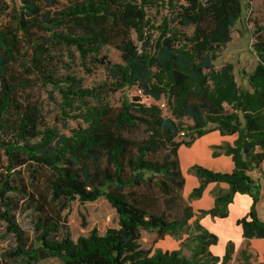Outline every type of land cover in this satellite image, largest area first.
<instances>
[{"label":"trees","instance_id":"trees-1","mask_svg":"<svg viewBox=\"0 0 264 264\" xmlns=\"http://www.w3.org/2000/svg\"><path fill=\"white\" fill-rule=\"evenodd\" d=\"M163 2L177 12L179 25L193 31L190 36H167L163 30L148 54L147 9ZM243 6L244 0H179L178 5L174 0H19L18 5L0 0V11H7L10 21L0 27V170L4 177L0 207L7 208L0 212V220L17 242L12 257L22 264H38L48 257L58 258L60 264H227L233 243L226 245L221 258L212 255L208 248L218 238L200 219L226 218L236 194L251 198L247 214L236 220L242 237L264 239V222L256 213L261 185L250 176L264 161V24L253 44L258 62L251 74L243 75L249 91L236 84L231 64L216 71L212 63L230 40ZM52 43L74 48L86 69L93 63L107 67L113 90L136 87L143 97L165 99L173 117L191 118L192 127L185 133L173 119L163 117L157 105H145L140 95L111 106L95 87L85 88L73 76L54 79L48 71ZM104 46H114L121 62H108L101 55ZM16 64L22 75L12 73ZM35 75L42 86L57 90L66 106L86 103L75 115L83 126L65 136L42 125L37 102L21 93ZM62 114L69 115L66 110ZM213 131L235 135L232 144L219 146L231 157L233 169L214 173L195 167L199 185L185 199L178 150ZM180 132L189 137L187 141L175 140ZM27 164L49 172L51 202L104 198L117 214V227L102 235L93 228L73 241L65 226L63 235L54 239L50 235L59 233L60 222L40 216L39 245L28 247L10 214L11 200L4 198L12 190L10 176ZM210 183L224 184L227 190L216 197L212 208L194 213L189 200L200 198ZM190 227L196 242L191 260L181 256L180 249L151 253L140 245L142 232L154 233L157 240L180 239ZM238 254L243 264L253 256L245 248Z\"/></svg>","mask_w":264,"mask_h":264},{"label":"rangeland","instance_id":"rangeland-1","mask_svg":"<svg viewBox=\"0 0 264 264\" xmlns=\"http://www.w3.org/2000/svg\"><path fill=\"white\" fill-rule=\"evenodd\" d=\"M174 1L178 5L179 0ZM14 2L17 5L19 4V0H14ZM176 13L175 10H170L164 2L147 9V17L151 25L149 32L151 34V41L146 47L148 54H152L154 43L163 30L167 31V36L170 33L186 36L192 34V27L186 28L179 25ZM9 24L7 11H0V27H5ZM263 24L264 0H244L241 16L231 27L230 40L218 50L217 58L212 62L216 71L220 70L227 63L231 64L235 82L242 90H250L249 85L243 79V75L251 74L258 62L253 44L256 42L257 34L262 33L258 28L262 27ZM131 37L140 48L141 45L136 40L134 33L131 34ZM51 49L52 60L48 64V71L54 79L62 80L68 75L73 76L81 81L83 87H95L100 93L102 101L111 106H119L123 100L131 99L138 95L136 87L113 90V81L107 67L93 63L88 64L91 67L90 69H86L85 65L80 62L74 48L52 43ZM101 55L110 63L121 62L120 53L114 46H104ZM11 71L14 74L22 75L20 65H12ZM209 84L211 85V82ZM21 93L29 95L32 101L37 102L42 115V125L54 129L58 134L69 136L73 129L83 126L81 120L75 118V115L80 113L82 106L86 103L75 102L70 106H66L57 90H54L51 86H42L36 75L29 77L28 88ZM87 102L90 105H94V102L91 100H87ZM142 102L147 106L157 105L161 110V115L165 118L173 119L185 133L193 125V121L189 117L175 119L166 100L163 98L155 101L151 97H142ZM223 107L225 110L230 111V107L225 103ZM62 110H66L69 114L68 117L62 114ZM209 126L213 127L212 124H209ZM188 138V136L180 132L175 140L187 141ZM222 142L219 134L210 132L202 137L195 138L190 145H182L179 148L180 169L185 178L183 189L185 199L199 185V180L194 173L195 167H202L214 173H230L232 171L233 162L231 157L219 147L222 145ZM229 164H232V166ZM250 176L261 182L262 201L259 206V213L263 217L264 167H262L261 173L258 171L250 172ZM48 178L49 172L46 169L38 168L33 164H27L25 167L17 168L14 174L10 176L9 185L12 190L4 194V198L11 200L8 202L11 209L10 214L14 215L18 227L24 232L28 247L39 245L37 238L40 232L36 231V223L40 216L51 217L60 222L61 230L59 233L50 235V238L54 239H59L63 235L65 226L67 227V235L73 241L79 236H87L93 228L97 230L98 234L102 235L108 228L117 227V214L104 198L87 203H80L78 201L67 204L51 202L47 192ZM3 180L4 177L0 170V181ZM210 184L220 185L217 183ZM208 185L205 186L200 198L189 200L193 211H195L194 213H196L198 208L200 210L207 208ZM214 192L220 194L223 191L218 187ZM214 192L212 191L211 194L213 195ZM244 208L245 200L239 199L235 200L232 207L228 209L229 215L227 218H211L207 215L200 219L210 232L217 235V244L212 246L213 255H218L216 252L222 253L225 245L229 241L233 242V253L227 264H243L238 254L241 248H245L247 253L253 255L248 264H261L263 261L262 256L254 255L250 244L249 246L245 243L240 244L239 231L235 227L234 219L242 217L247 213L246 211L241 216ZM6 210V207H0V212H5ZM193 219L189 221V224H192ZM179 238L174 239L167 236L163 240H157L154 233L142 232L140 245L143 249H150L151 253L156 250L173 251L180 249L181 256L191 260L192 251L196 244L192 228L190 227ZM16 246L17 242L14 235L7 230V223L4 220H0V264H22L21 259L12 257V252ZM252 246L260 255L264 253V239H254ZM219 256L221 257V255ZM38 264H60V260L48 257L39 261Z\"/></svg>","mask_w":264,"mask_h":264},{"label":"crops","instance_id":"crops-1","mask_svg":"<svg viewBox=\"0 0 264 264\" xmlns=\"http://www.w3.org/2000/svg\"><path fill=\"white\" fill-rule=\"evenodd\" d=\"M213 132H215V133H217V134H219L217 131H213ZM219 136L221 137V139H222V141L223 142H228V143H230V144H232V142H233V140L235 139V135H232V136H221L220 134H219ZM230 166H232V164H229ZM262 167H264V161H263V163H262V165L260 166V168L259 169H255V170H253L252 172H254V171H258L259 173H261V171H262ZM254 180H256V181H259L258 179H254ZM260 182V181H259ZM213 184H215V183H213ZM260 185H261V182H260ZM221 186V187H220ZM220 188V190H222L223 192L222 193H220V194H218L217 192V194L214 192V190L216 189V188ZM208 199H207V208H205V209H210V208H212L213 207V205H214V201H215V199H216V197L217 196H219V195H221V194H223L224 192H226V190H227V186L226 185H224V184H220V185H208ZM209 190H210V192H209ZM214 192L213 193V195L211 194V192ZM216 194V195H215ZM204 196H205V193H204ZM239 199H244L245 200V208L243 209V211H242V213H241V216L247 211H249V208H250V205H251V198L248 196V195H246V194H236L235 196H234V198H233V202L235 201V200H239ZM261 201H262V199H261V192H260V200H259V202L257 203V205H256V213H257V217H258V219L259 220H261V221H263L264 222V216L263 217H261L260 216V213H259V206H260V204H261ZM233 202L231 203V204H229L228 205V209H230L231 207H232V204H233ZM200 209L198 208V210L196 211V213L199 211ZM229 211V210H228ZM195 212V211H194ZM247 214V213H246ZM245 214V215H246ZM229 215V214H228ZM244 215V216H245ZM244 216H242V217H244ZM228 217V216H227ZM226 217V218H227ZM242 217H239V218H235L234 219V223H235V225H236V220L237 219H240V218H242ZM220 219V218H219ZM223 219H225V218H223ZM200 224L206 229V230H208L207 228H206V225H203L202 224V220H200ZM236 228H238V235H239V238H240V244L241 243H247L248 244V246H249V244H250V246H251V248H252V250L254 251V253H256L255 255L256 256H262V258H263V255H264V253L262 254V255H260V253L252 246V242L254 241V239L255 238H253V239H250V240H245L243 237H242V229H241V227L240 226H238V225H236L235 226ZM208 232H210L209 230H208ZM210 233H213V232H210ZM213 234H215V233H213ZM216 235V234H215ZM217 236V235H216ZM229 242H231V243H233L232 241H229ZM228 242V243H229ZM227 243V244H228ZM226 244V245H227ZM226 245H225V247H224V249L222 250V253H217L216 252V254H218V255H214V256H218V257H220L219 255H221V257L224 255V253H225V249H226ZM178 250V249H177ZM208 250L212 253L213 251V248H212V246H210L209 248H208ZM212 255H213V253H212ZM220 257V258H221Z\"/></svg>","mask_w":264,"mask_h":264},{"label":"built area","instance_id":"built-area-1","mask_svg":"<svg viewBox=\"0 0 264 264\" xmlns=\"http://www.w3.org/2000/svg\"><path fill=\"white\" fill-rule=\"evenodd\" d=\"M137 93H138V95L142 96L141 91L137 90Z\"/></svg>","mask_w":264,"mask_h":264}]
</instances>
